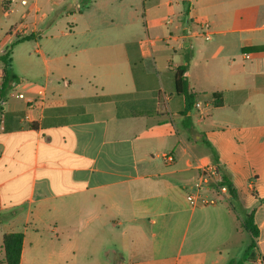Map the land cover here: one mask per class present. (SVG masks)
I'll list each match as a JSON object with an SVG mask.
<instances>
[{"label": "crops", "instance_id": "obj_1", "mask_svg": "<svg viewBox=\"0 0 264 264\" xmlns=\"http://www.w3.org/2000/svg\"><path fill=\"white\" fill-rule=\"evenodd\" d=\"M8 51L0 264L12 233L20 264H229L244 212L264 258V0H0V94ZM210 165L236 204L188 201Z\"/></svg>", "mask_w": 264, "mask_h": 264}, {"label": "trees", "instance_id": "obj_2", "mask_svg": "<svg viewBox=\"0 0 264 264\" xmlns=\"http://www.w3.org/2000/svg\"><path fill=\"white\" fill-rule=\"evenodd\" d=\"M32 36L26 37L23 40H31ZM10 51L6 52L4 56L1 58L2 62L6 65V68L3 71V83L1 87V99L4 98V95L6 92L18 82L17 77L12 74L7 67L9 66V57H10ZM187 73V67H178L175 72V85H176V91L179 95H185L188 96V80L186 77ZM215 99H218V95H214ZM0 100V108H1V102ZM222 102L217 100V104L220 105ZM186 128H190V124H185ZM205 144L208 147H211L210 143L205 142ZM214 155L216 156V152H214ZM221 171L223 173V183L228 186L229 193L231 196V200L235 204L237 203V194L235 189L232 186L231 179L224 168L220 167ZM243 223L242 227L243 229L250 233L252 235V240L250 245L245 250L243 256L240 259H232L229 264H245L249 262L250 258L253 257V251L256 248V238L259 237V228L255 223L254 213H246L244 212L243 216ZM23 240H24V234L23 233H12L8 234L4 238L3 247L5 251V256L3 261L7 264H20L21 260V252L23 247Z\"/></svg>", "mask_w": 264, "mask_h": 264}, {"label": "built area", "instance_id": "obj_3", "mask_svg": "<svg viewBox=\"0 0 264 264\" xmlns=\"http://www.w3.org/2000/svg\"><path fill=\"white\" fill-rule=\"evenodd\" d=\"M23 4L26 1H22ZM207 40L210 39L209 35L205 36ZM43 95V92L40 93ZM19 98H24V95H19ZM200 107V105H198ZM31 111L34 109V105L30 104L28 107ZM26 121L32 120L30 114H26L24 117ZM165 164L170 165L175 162V158L172 154H165L163 156ZM208 191L214 196L207 198L202 195V192ZM221 197L230 198L228 186L223 183V173L218 165H210L203 167L201 170V177L187 190V199L191 204L212 205L216 204ZM256 264H264V258L259 257Z\"/></svg>", "mask_w": 264, "mask_h": 264}, {"label": "rangeland", "instance_id": "obj_4", "mask_svg": "<svg viewBox=\"0 0 264 264\" xmlns=\"http://www.w3.org/2000/svg\"><path fill=\"white\" fill-rule=\"evenodd\" d=\"M245 235H247V234H245ZM107 239H103V238H101V240H100V242H99V244L97 243V248H99V247H101L103 244H105V243H107ZM91 247H95V246H91ZM92 250H93V252L95 251V250H97V249H93L92 248ZM110 258H113V256H114V253L113 252H109V254H107ZM92 257H93V259H88L87 258V254H83V257L80 259V261L82 262V263H93V262H95V260L97 261V260H100V261H102L103 263H105V260H104V255L102 254V252L101 251H98V254H92ZM96 258H98V259H96Z\"/></svg>", "mask_w": 264, "mask_h": 264}]
</instances>
